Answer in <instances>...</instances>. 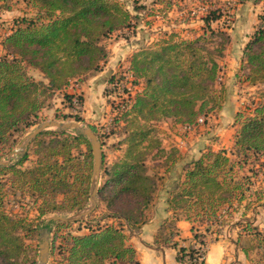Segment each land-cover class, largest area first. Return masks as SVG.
<instances>
[{
    "label": "trees",
    "instance_id": "trees-1",
    "mask_svg": "<svg viewBox=\"0 0 264 264\" xmlns=\"http://www.w3.org/2000/svg\"><path fill=\"white\" fill-rule=\"evenodd\" d=\"M17 1L23 2L26 11L35 10L36 16L29 18L26 13L15 18L10 34L2 41L6 55L0 57V161L5 149L15 142V134L36 124L40 111L56 92L101 69L107 59L103 41L129 28L134 19L120 0ZM0 2V12L13 10V0ZM220 18L218 9L210 6L202 35L185 39L172 33L133 54L128 72L140 88L129 97L126 110H119L115 125H127L132 115L136 125L124 133L123 154L114 164L107 167L103 154L108 169L102 173L106 180L98 191V206L103 202L108 218L121 227L99 225L97 231L86 235L68 234L70 243L58 264H137L135 250L127 245L125 228L134 231L147 223L158 183L165 179L155 171L169 164L174 167L181 160L177 150L169 151L158 141L156 153H152L154 138L147 124L164 119L173 125L195 126L200 118L220 109V97L212 94L221 73L220 60L231 42L227 31L212 27ZM245 55L246 81L252 86L264 83V13ZM27 67L39 70L47 82L33 79ZM236 121L239 130L231 153L208 149L184 167L183 178L168 199L173 215L159 231V246L178 247L177 222L182 219L192 223L193 238L206 244L207 234L216 238L223 234L235 204L243 208L242 217L246 216L250 203H244V182L237 178L236 168H242L252 156L264 155V101L256 103L251 113L237 115ZM230 154L243 159L235 161ZM31 155L35 160L26 166ZM93 165L86 137L45 131L32 142L29 152L8 166H0V172L8 176L0 180V264H20L25 240L41 225L33 226L6 211L4 199L10 191L30 199L39 220L51 214L73 213L88 204ZM235 225L242 227L237 244L249 258L250 252L241 247L240 239L250 230L260 231L241 221ZM259 247H264L262 242ZM55 248L53 241L51 250ZM196 256L193 247H182L178 260L188 264Z\"/></svg>",
    "mask_w": 264,
    "mask_h": 264
},
{
    "label": "rangeland",
    "instance_id": "rangeland-1",
    "mask_svg": "<svg viewBox=\"0 0 264 264\" xmlns=\"http://www.w3.org/2000/svg\"><path fill=\"white\" fill-rule=\"evenodd\" d=\"M13 1L12 11L0 12V57L6 55V49L2 45V41L10 34L14 19L22 17L26 13L29 14V18L36 16L35 10H25L23 2ZM120 1L130 10L134 19L131 21L129 28L115 32L103 41V46L107 51V59L101 64V69L91 72L82 80L73 81L63 91L56 92L53 98H50L46 106L40 111L38 118L35 120L36 124L23 128L15 134V142L11 143V148L5 149L1 161L7 162L8 157L12 153L20 150L18 146L24 142L27 136L39 125L48 121L61 123L78 122L85 128L95 127L99 133V140L104 144L103 151L106 157L110 159V157L118 155V151L122 155L123 146L119 147L125 141L124 133L131 132L136 125V120L134 115H132L127 121V125L125 123L126 127L123 126V123H121L120 127H117L115 120L117 115H119V110H126L125 106L130 103L129 97L133 98L140 88L132 83L134 78L128 72L129 62L133 54L143 48L155 45V43L169 37L172 33L185 39H194L202 35L203 27H205L203 19L210 6L213 9H218L219 13H221V18L212 22L213 29L227 31L231 36V42L226 50L225 57L220 60L221 73L212 94L216 98L220 97V109L204 116L203 124L195 125L191 128L185 127V125L176 126L164 119L147 125L149 129L151 127L152 138H154L153 144H155V148L152 149V153H156L158 141V144L161 143L165 149L169 151L175 149L180 156L184 155L186 157L193 148L192 142H194L195 137L201 134L208 137L198 148L200 152L209 147L212 148V146L217 148H230L232 146L239 130V125L236 124L237 115L251 113L256 103L264 101V83L255 86L249 85L246 81L248 64L245 63L246 46L261 25V16L264 13V0L258 1V4H254V0ZM27 71L36 81L47 82L39 70L27 67ZM104 81H108V84L103 88ZM116 82H118L119 87L115 86ZM79 119L81 120L77 121ZM220 119L222 121L226 119L223 124L224 128L227 129V133L222 136H219L218 132V127L221 125ZM137 120L139 121V119ZM189 129L192 130V133H190ZM47 131L59 130L51 128ZM68 133H74L75 135L74 130H70ZM228 153L231 152L229 151ZM230 156L235 161L243 159L242 157L237 158L232 154ZM17 159L18 156H12V163ZM106 166L110 167L111 164L106 163ZM149 167L152 166L149 165ZM168 167L161 166L155 173L164 175V178H166V175L169 176L167 184L168 188L172 189L178 179L177 175L181 177L183 171H179L181 164L174 167L169 164ZM105 169L108 168H105L103 164L102 173ZM236 172L237 178L244 182V203H250V207L244 217H242L241 211H238V214L235 215L238 220H235L234 217L233 221L235 224L241 221L242 225L249 223L258 227L260 233L256 230H250L248 234L242 236L240 244L242 248L246 247L250 252L249 261L252 264H264V247H259L261 242L264 245V241H262V238L264 239V155L258 158L250 157L242 168L237 166ZM172 176H176V180H173ZM7 178L8 176L0 172V180L5 181ZM105 180L101 177L100 187L103 186ZM164 185L165 182H159V190ZM108 191L109 188L107 189ZM235 205L234 209L237 207L239 210L243 209L240 205ZM89 207L90 195L88 204L79 211L51 214L44 217L43 220H39L36 207L30 199L23 198L20 193L14 194L10 191L9 195L4 199L6 211L26 219L33 226L38 227L41 224L38 232H31L27 240H25L26 248L19 258V263L38 264L41 237L49 230L47 228L49 225L47 219L49 217L73 218ZM95 210L91 215L79 222H56L53 225H49L51 228L50 243L52 244L55 241L56 248L52 251L50 246L48 264H58V261H61V252H66L70 243L68 234L72 236L86 235L93 230L97 231L99 225L102 227L106 225L121 227V225L115 224L116 221L108 218L109 212L103 202ZM243 219L247 222L242 223ZM62 224L68 225L60 226ZM240 232H242V227L234 225L232 235L237 238Z\"/></svg>",
    "mask_w": 264,
    "mask_h": 264
},
{
    "label": "crops",
    "instance_id": "crops-1",
    "mask_svg": "<svg viewBox=\"0 0 264 264\" xmlns=\"http://www.w3.org/2000/svg\"><path fill=\"white\" fill-rule=\"evenodd\" d=\"M254 4H258L257 0H254ZM107 84L108 81H104L102 85L103 88ZM220 120L221 125L220 127H218V132L219 136H222L227 133V129L224 128L223 124L226 119H224L223 121L222 119ZM186 126L188 127V125H185V127ZM189 130L190 133H192V130ZM207 137L208 136H205L203 134L195 137L194 142H192L193 148L191 149V151H189L186 157H184V155H181V160L175 165L178 166V164H181L179 171H183L185 166H187L192 161L197 160L201 156V154L208 149H212L214 151L226 150L228 152H232L235 141L230 148H217L216 146H212V148L209 147L200 152L198 148L206 141ZM123 148L124 147H122V150ZM118 152V155L110 157V159L106 157V163L111 165L114 164L122 156L120 154V151ZM103 154L105 155L104 151ZM34 160L35 156L31 155L30 161L26 163V166L32 165V161ZM165 177V185L156 193V200L148 211L147 223H145L138 230L134 231L129 228H125V233L127 235V245L135 250L137 264H181L178 260L179 249L182 247L189 249L190 247H193L197 242L193 238L192 223L185 219H182L177 222L178 235L175 237V241L178 243V247L159 246L157 244V236L159 235L161 227L173 215L169 210L168 199L183 178L182 176L180 177V175H177L178 179L177 181H175V186L172 189H169L167 184L169 176L166 175ZM175 177L172 176L171 178H173V180H176ZM229 211L233 213V217L229 218L230 224L225 227L223 234L218 238H216L213 234H207L205 237L208 245V250L205 255L204 264H252L249 261V258H247L243 253L241 248H239L237 244V238L232 235L234 230L233 227L235 225L233 219L235 215L238 214V211L241 210L231 208ZM235 220L238 219H236L235 217Z\"/></svg>",
    "mask_w": 264,
    "mask_h": 264
},
{
    "label": "water",
    "instance_id": "water-1",
    "mask_svg": "<svg viewBox=\"0 0 264 264\" xmlns=\"http://www.w3.org/2000/svg\"><path fill=\"white\" fill-rule=\"evenodd\" d=\"M57 128L59 131L68 132L70 130H74L75 133L83 135L88 139L91 144L92 154H93V171L91 177V189H90V207L81 212L77 217L67 218L61 216H52L49 217L47 220L50 223H69V222H79L85 219V217L91 215L99 204L98 198V191L100 187V179L102 174V168L104 164L103 158V146L101 141L99 140L98 135L93 130L92 127H83L78 122H70V123H61L58 121H48L41 125H39L32 133H30L25 139L24 142L19 144V149L12 153L9 157L7 162L0 161V166H8L11 163L12 156L16 155L19 157L25 155L28 152L30 144L43 132L51 129ZM50 230H47L44 235L41 237V244H40V259L38 264H48L49 261V253H50Z\"/></svg>",
    "mask_w": 264,
    "mask_h": 264
},
{
    "label": "built area",
    "instance_id": "built-area-1",
    "mask_svg": "<svg viewBox=\"0 0 264 264\" xmlns=\"http://www.w3.org/2000/svg\"><path fill=\"white\" fill-rule=\"evenodd\" d=\"M115 86L119 87L118 82L115 83ZM203 123H204V117L198 120L197 125H201ZM188 127H191V126H188ZM193 250L197 251V256L196 258L192 260H188V264H195V263H200L201 261H204L206 252L208 250L207 241H206V244H201L197 241L196 244L193 246Z\"/></svg>",
    "mask_w": 264,
    "mask_h": 264
}]
</instances>
